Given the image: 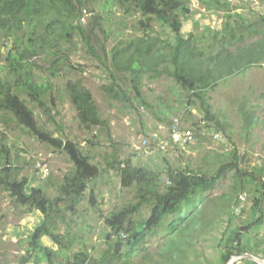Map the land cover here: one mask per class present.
<instances>
[{
  "label": "rangeland",
  "instance_id": "rangeland-1",
  "mask_svg": "<svg viewBox=\"0 0 264 264\" xmlns=\"http://www.w3.org/2000/svg\"><path fill=\"white\" fill-rule=\"evenodd\" d=\"M85 1V6L82 9L77 6L75 16L67 19L75 28L65 38L60 36V24H54L49 35V20L39 23L38 16L34 17L35 25L24 15L20 21H11L6 27L0 25V77L6 78L9 52L17 54L36 43L37 53L28 57L35 80L52 86L45 97L48 110L40 108L25 93H20V97L35 112L41 127L54 138L78 143L102 171L100 177L89 182L76 213L68 209L70 203L66 200L58 204V213L51 210L58 232L69 233L76 239L69 256L86 249L98 257L107 247L115 254L124 252V237L113 236L110 242L107 239L110 230L105 226L104 217L136 202L135 189L122 188L118 167H110L126 159H131L138 167L160 173L171 168L201 171L207 176L214 175L223 165H231L212 191L198 201L189 202L184 209L185 219L175 231L169 227L175 217H170L156 233L147 237L133 264H222L223 249L219 243L231 214L233 226L244 229L251 241L256 236L264 238V224H254L255 209L260 206L259 209L264 210V198L259 203L257 187L250 177H238L240 170L251 172L264 163V63L221 81L215 91L209 92L214 113L228 124L226 136L214 124L207 128L199 105L189 104L186 92L174 79L167 76L151 79L145 75L141 80L143 97L149 106L145 107L134 99L130 75H126L125 81L112 67L110 52L113 48L123 47L143 34L137 25L143 0ZM233 1L239 4L238 0ZM243 1L244 9L239 12L244 11L253 20L264 15V0ZM53 18L58 17H50V20ZM223 22L221 14L208 13L197 0H192V11L184 20L183 33L185 37L191 32L202 37L203 33L205 44L209 45ZM154 29L153 35L162 38L169 33L159 23L154 24ZM38 37L46 39L48 47L37 41ZM211 50L216 52L217 48ZM49 54L65 59L66 64L60 66L56 77L49 72L56 58ZM112 72L119 84L128 88L131 102L122 97L113 99L104 91L103 87L113 83ZM68 82H79L91 91L101 117L108 122L107 128L98 126L88 130L81 124L66 91ZM243 110L253 113L257 121L249 132L244 129ZM176 120H181L182 128L194 132V140L186 147L167 140ZM215 134L225 140H216ZM145 139L148 145L139 154L137 149ZM161 142L166 144L164 150L159 148ZM4 149L10 151L19 180L27 179L31 187L40 188L50 199L64 196L62 185L74 169L68 155L40 142L13 116L0 112V153ZM150 215V209L144 208L133 220L143 223ZM43 219L40 204L29 209L0 189V264L22 263L27 255L28 239ZM28 264L66 262L59 247L50 238L43 237L36 242L35 254Z\"/></svg>",
  "mask_w": 264,
  "mask_h": 264
},
{
  "label": "trees",
  "instance_id": "trees-1",
  "mask_svg": "<svg viewBox=\"0 0 264 264\" xmlns=\"http://www.w3.org/2000/svg\"><path fill=\"white\" fill-rule=\"evenodd\" d=\"M238 1L239 4L233 0H198L199 5L206 12L221 14L224 19L222 28L212 35V43L206 45L203 33L202 37H197L193 32L185 37L183 33L184 20L192 11V0H143L139 8L141 19L137 22L143 33L142 36L135 41L127 42L123 47H114L110 52L112 67L123 75L121 79L127 81L126 75H130L135 101L149 107L141 90V80L145 75H149L151 79L167 76L174 79L186 92L190 105H199L208 123L207 128L214 124L217 130L226 133L228 124L222 122L214 113L209 102V92L215 91L221 81L238 76L251 67L262 66L264 63V15L260 16L259 20L251 19L244 11L239 12L240 9H244L245 1ZM85 2V0H0V25L6 27L11 21H20L23 15L34 24V17L38 16L41 19L39 23L44 19L49 20V35H52L54 24H60L62 29L60 36L65 38L75 28L67 19L74 17L77 6L82 9ZM53 16L58 18L50 20ZM155 23H159L165 31H169L166 37L153 35ZM252 39L256 40L251 41ZM39 40L47 46L46 39L38 37L37 41ZM212 48H217L216 52L212 51ZM27 53L30 55H26ZM36 53V43L31 44L24 51H18L17 54L9 52L10 64L6 78L0 77V112L13 116L18 124L40 142L63 150L74 169L65 177L62 185L64 196L50 199L40 188L31 187L27 179H18L8 149L0 153V189L8 192L14 202L29 209L40 204L44 214L43 223L28 239L27 255L21 264L29 263L35 254L36 242L43 237L50 238L59 247L66 264H133L147 237L156 233L170 217H175L169 225L170 230L175 231L178 224L185 219L184 209L189 202L198 201L204 194L212 191L231 165H223L214 175L207 176L201 171L171 168H167L165 173H160L138 167L131 159L110 164L111 168L118 167L121 187L134 188L136 191L135 203L104 217L105 226L110 230L106 236L109 242L113 236L124 237L126 248L123 253L115 254L107 247L98 257L82 249L70 257L69 252L75 246L76 239L69 233L58 232L56 219L52 216L51 210L54 209L58 213V204L66 200L70 203L68 209L76 213L89 182L100 177L102 171L92 163L89 155L83 153L78 143L54 138L49 131L41 127L35 112L20 97V93H25L40 108L48 110L45 97L52 91V86L35 80L33 65L28 56ZM55 56L49 54V57L56 58L49 69L52 77H56L60 66L66 64L65 59ZM111 76L113 83L103 87L107 95L113 99L122 97L131 102L128 88L125 89L119 84L114 72ZM66 91L81 124L86 129L108 127V122L99 113L91 91L79 82H68ZM242 115L244 129L249 132L257 124L256 118L253 113L246 110L242 111ZM197 128L198 131L201 130V127ZM3 154L5 155L2 156ZM234 157L238 159L236 153ZM242 176L252 179L259 194L257 199L259 203L262 202L264 163L254 167L251 172L240 170L238 177ZM259 207L255 209L254 224L263 225L264 210ZM144 208L151 211L149 219L143 223H135L133 217ZM232 219L231 214L219 243L223 249L220 258L222 264H226L231 256L246 252L264 256V248H262L264 238L256 236L251 241L246 237L244 229L233 226ZM242 264L254 263L242 262Z\"/></svg>",
  "mask_w": 264,
  "mask_h": 264
},
{
  "label": "built area",
  "instance_id": "built-area-1",
  "mask_svg": "<svg viewBox=\"0 0 264 264\" xmlns=\"http://www.w3.org/2000/svg\"><path fill=\"white\" fill-rule=\"evenodd\" d=\"M197 3L199 5V2L197 0ZM200 6V5H199ZM169 137H168V141L173 144L176 145L178 147H186L188 146L190 143H192V141L194 140V132L191 129H184L182 128V123L181 120H176L174 122V124L172 125L171 129H170V133H169ZM214 138L216 140H225L220 134H215ZM162 145H160V150H164L166 144H163L164 142H161ZM148 145V141L145 139L142 142V147L137 149V152L139 154H141V150L144 147H147ZM46 171H48V169H46ZM242 200H244V196L241 197Z\"/></svg>",
  "mask_w": 264,
  "mask_h": 264
},
{
  "label": "water",
  "instance_id": "water-1",
  "mask_svg": "<svg viewBox=\"0 0 264 264\" xmlns=\"http://www.w3.org/2000/svg\"><path fill=\"white\" fill-rule=\"evenodd\" d=\"M242 262H252L254 264H264V257L255 255L254 253H242L240 255H233L226 264H240Z\"/></svg>",
  "mask_w": 264,
  "mask_h": 264
}]
</instances>
